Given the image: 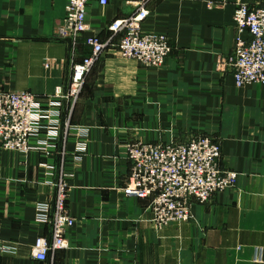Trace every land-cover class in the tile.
Here are the masks:
<instances>
[{
    "label": "crops",
    "instance_id": "1",
    "mask_svg": "<svg viewBox=\"0 0 264 264\" xmlns=\"http://www.w3.org/2000/svg\"><path fill=\"white\" fill-rule=\"evenodd\" d=\"M136 2L112 0L104 8L92 2L89 30L73 42L55 38L68 0H0V92H32L46 103L90 55L85 38L107 42L110 26L129 17ZM239 3L258 7L264 0H153L143 31L169 38L166 64L146 68L112 48L96 63L70 115L65 107L71 125L88 130L81 164L68 167L75 227L68 248L45 262L35 259L34 244L41 236L50 241L51 229L36 222V205L54 201L55 174L38 153L0 144V264H256L257 254L264 258V85L238 88L227 64ZM200 135L220 144L222 169L237 172V184L205 205L193 203L189 222L159 229L151 201L122 192L131 170L122 146ZM78 144L69 141L71 154Z\"/></svg>",
    "mask_w": 264,
    "mask_h": 264
},
{
    "label": "built area",
    "instance_id": "2",
    "mask_svg": "<svg viewBox=\"0 0 264 264\" xmlns=\"http://www.w3.org/2000/svg\"><path fill=\"white\" fill-rule=\"evenodd\" d=\"M96 1L107 7L112 0H68L66 15L55 38L75 42L89 30V6ZM153 0H137L135 11L110 26L112 37L103 42L97 36L85 38L90 55L74 64L66 88H57L43 103L32 92H0V144L24 155L36 152L43 167L55 174L49 186L55 192L52 203L36 205V222L51 229V240L41 236L34 244V257L45 262L58 250L67 249V236L75 227L68 207L70 164L80 165L85 154L83 140L88 130L72 126L65 118L78 103L96 63L111 48L123 59L135 60L146 68H161L171 55L169 38L148 34L143 25ZM236 38L227 61L235 85H264V5L239 3L234 14ZM248 35V39L242 37ZM79 140L76 151L69 141ZM131 163L128 182L122 190L128 198L150 200L152 221L159 229L173 222L192 219L193 203L205 205L213 197L237 184L239 174L222 169L220 144L210 136H196L187 142H131L122 146ZM58 157V166L54 158ZM71 157V163L70 162ZM256 264H264L257 254Z\"/></svg>",
    "mask_w": 264,
    "mask_h": 264
},
{
    "label": "rangeland",
    "instance_id": "3",
    "mask_svg": "<svg viewBox=\"0 0 264 264\" xmlns=\"http://www.w3.org/2000/svg\"><path fill=\"white\" fill-rule=\"evenodd\" d=\"M200 136H203V135H200ZM169 143H171V142H169ZM82 156H84V154H82ZM69 163H71V157H70V162ZM125 188V187H124ZM123 188V189H124ZM187 222H189V221H187ZM173 223H175V222H173ZM183 223V222H182ZM185 223V222H184ZM171 224V223H170ZM168 226V225H167ZM166 227V226H165ZM164 228V227H163ZM162 229V228H161Z\"/></svg>",
    "mask_w": 264,
    "mask_h": 264
}]
</instances>
